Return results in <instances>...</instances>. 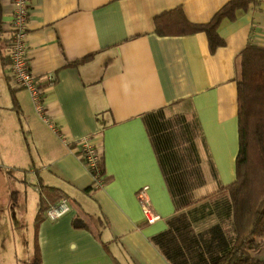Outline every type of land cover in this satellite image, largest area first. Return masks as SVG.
<instances>
[{
    "label": "crops",
    "instance_id": "1",
    "mask_svg": "<svg viewBox=\"0 0 264 264\" xmlns=\"http://www.w3.org/2000/svg\"><path fill=\"white\" fill-rule=\"evenodd\" d=\"M227 1L29 0L28 63L43 88V119L27 90L12 84L6 28L12 6L11 0H0V167L7 163L10 178L23 184V206L28 189L33 190L21 216L32 221L38 264H114L106 249L123 264H168L150 241L166 228L174 206L141 119L148 111L165 106L196 118L201 134L195 146L206 182L194 196L234 180L236 63L246 43L264 41V1L222 19L217 32L224 43L214 51L202 31L160 35L154 29L156 16L178 7L189 22L205 23ZM82 136L103 155L109 177L90 189L92 176L76 153L75 140ZM208 159L217 180L207 175ZM41 185L59 190L70 210L56 219L44 211L35 241ZM145 185L160 215L151 224L145 223L136 197ZM15 191H0V207H15ZM43 198L49 204L53 200L47 192ZM79 208L90 216V229L72 225Z\"/></svg>",
    "mask_w": 264,
    "mask_h": 264
},
{
    "label": "trees",
    "instance_id": "2",
    "mask_svg": "<svg viewBox=\"0 0 264 264\" xmlns=\"http://www.w3.org/2000/svg\"><path fill=\"white\" fill-rule=\"evenodd\" d=\"M260 1L264 0H228L205 23L189 22L178 7L168 14L156 16L154 29L160 35L202 31L206 34L209 50L214 51L224 43L217 32L221 20L232 19L236 9H247ZM1 15L0 3V35ZM236 86L238 149L234 160L235 177L207 195L196 197L193 194L206 182L195 146V139L201 134L196 118H188L183 112H169L165 106L141 116L174 206V213L165 219L166 228L150 238L168 264H264V259L251 255L264 239V41L261 44L248 42L239 52ZM10 94L13 107L17 108L12 89ZM76 153L79 157V148ZM83 163L86 165L85 161ZM208 167L210 176L217 180L209 159ZM97 169L103 185L109 177L104 173L101 153ZM88 171L92 176V183L87 187L90 189L96 186L94 177L98 175L95 176L92 169L88 168ZM43 189L49 198L52 196L51 204L65 197L56 188L47 186ZM51 204L40 197L34 218L35 241L37 225ZM77 211L72 217V225L90 229L88 213ZM211 216L216 218L215 223L196 230L195 226ZM94 234L100 240L99 231ZM106 250L114 264H123L109 249ZM32 263H39L37 245Z\"/></svg>",
    "mask_w": 264,
    "mask_h": 264
},
{
    "label": "built area",
    "instance_id": "3",
    "mask_svg": "<svg viewBox=\"0 0 264 264\" xmlns=\"http://www.w3.org/2000/svg\"><path fill=\"white\" fill-rule=\"evenodd\" d=\"M11 11L7 20L8 37V61L9 73L12 84L15 87L27 90L34 110L41 118L44 106L42 101L43 88L40 80L31 72L28 63L27 34L28 19L30 12L29 0H11ZM77 147L81 151L80 159L86 162L87 168L94 171L95 183L97 186L102 185L97 169V161L100 157V151L92 142L89 136H82L75 140ZM138 204L143 213L144 221L151 224L160 218L152 206L147 194V186H142L136 192ZM70 205L65 197L59 198L54 204H51L45 211L46 217L56 219L67 213Z\"/></svg>",
    "mask_w": 264,
    "mask_h": 264
},
{
    "label": "rangeland",
    "instance_id": "4",
    "mask_svg": "<svg viewBox=\"0 0 264 264\" xmlns=\"http://www.w3.org/2000/svg\"><path fill=\"white\" fill-rule=\"evenodd\" d=\"M169 113V112H168ZM38 163V161H37ZM0 165H2V162L0 160ZM6 166H1L0 168V191L2 190H7L8 193H12L14 190L15 193L17 194V199L15 203V207L13 204H10L8 207L3 206L0 207L2 212H0V264H33L32 263V258H33V231H32V221L28 220L25 222L24 218L21 216V212L23 211V207H29V199H30V194L29 192H32V188L28 189L27 191V200L28 204L26 206H23L22 203L24 201V196H25V191L23 184L21 182L19 183H14V181L10 178L13 172L9 169L7 166L8 164H4ZM37 165V164H36ZM5 167V168H4ZM16 175L23 176L22 172H17L15 173ZM210 177V174H207ZM33 178L32 176H27V178ZM26 183L29 182V179H25ZM210 182L213 183L212 179H210ZM210 183V184H211ZM214 183H216L214 181ZM14 184L16 186L18 185L19 188L14 187ZM33 187V185H31ZM36 188V186H35ZM209 185L205 189L208 190ZM35 190V189H34ZM211 192L209 190L206 193ZM205 193V192H203ZM205 193V194H206ZM44 197V189L41 185V187H38V193ZM15 209V212H8L7 210L11 208ZM81 211V209L79 208ZM216 222V218L211 216L210 218H207L205 222H201L198 224L196 227V230L204 229L211 224ZM26 228V231L23 229ZM23 231L24 234L23 236L20 237V232ZM27 232V233H26ZM19 239L22 240V244L20 245ZM13 242H18L20 247L19 248H14ZM19 249V252L17 251ZM251 255L256 257V258H261L264 259V239L262 241V244L260 247L257 249L251 251Z\"/></svg>",
    "mask_w": 264,
    "mask_h": 264
}]
</instances>
